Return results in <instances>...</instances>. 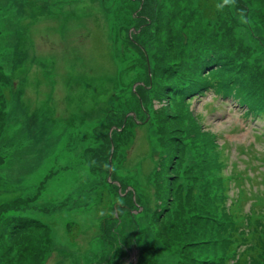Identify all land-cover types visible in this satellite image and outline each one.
<instances>
[{
    "label": "rangeland",
    "instance_id": "374dc122",
    "mask_svg": "<svg viewBox=\"0 0 264 264\" xmlns=\"http://www.w3.org/2000/svg\"><path fill=\"white\" fill-rule=\"evenodd\" d=\"M0 65V264H264V0H0Z\"/></svg>",
    "mask_w": 264,
    "mask_h": 264
},
{
    "label": "bare ground",
    "instance_id": "6f19581e",
    "mask_svg": "<svg viewBox=\"0 0 264 264\" xmlns=\"http://www.w3.org/2000/svg\"><path fill=\"white\" fill-rule=\"evenodd\" d=\"M50 130H51V127L49 126L48 130L44 133V135L39 137L38 142L27 148L26 153L24 155L26 158L25 160L26 163L31 164V165H33V163L39 164L42 161L44 155L49 153V151L52 149V147L55 144L56 138L55 136H53ZM13 165L17 167L20 166L19 163H14ZM165 259H166V256H165ZM173 259H174L173 256L170 257L168 261L166 259L165 264H169V263L173 264L172 262Z\"/></svg>",
    "mask_w": 264,
    "mask_h": 264
},
{
    "label": "trees",
    "instance_id": "16d2710c",
    "mask_svg": "<svg viewBox=\"0 0 264 264\" xmlns=\"http://www.w3.org/2000/svg\"><path fill=\"white\" fill-rule=\"evenodd\" d=\"M140 2H141V0H139ZM142 4H143V0H142ZM0 69H1V71H2V66L0 65ZM3 89L1 90L0 89V92H1V94L3 93ZM230 177L231 176H229V175H227V177L226 176H224V179L226 180V183H230ZM15 200L13 201V202H15V201H17L18 199H20L21 201H22V199L23 198H14ZM6 202V201H5ZM4 202V203H5ZM7 202H9V200L7 201ZM13 202H11V204L13 203ZM0 204V206L2 207V206H5L6 204L7 205H10V202L9 203H5V204ZM25 204H27L28 205V203L27 202H25ZM6 205V206H7ZM20 206H22V205H20ZM22 209V211L24 210V208H21ZM24 227L23 226H20V227H16V226H14V229H15V231H17V230H21V229H23ZM235 242H236V244H235V247L237 246V245H241L242 244V242H239V240L236 238V240H235ZM249 243V242H248ZM235 247L233 248V249H231V251H234L235 250Z\"/></svg>",
    "mask_w": 264,
    "mask_h": 264
},
{
    "label": "flooded vegetation",
    "instance_id": "af4514ba",
    "mask_svg": "<svg viewBox=\"0 0 264 264\" xmlns=\"http://www.w3.org/2000/svg\"><path fill=\"white\" fill-rule=\"evenodd\" d=\"M141 2H142V0H141Z\"/></svg>",
    "mask_w": 264,
    "mask_h": 264
}]
</instances>
